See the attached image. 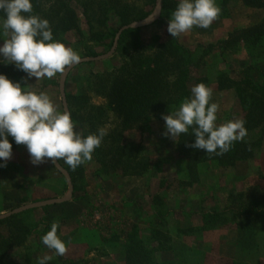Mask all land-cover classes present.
Instances as JSON below:
<instances>
[{"label":"rangeland","instance_id":"rangeland-1","mask_svg":"<svg viewBox=\"0 0 264 264\" xmlns=\"http://www.w3.org/2000/svg\"><path fill=\"white\" fill-rule=\"evenodd\" d=\"M89 1L94 2L88 9V14L93 13L91 22H87V16L79 14L78 30L67 33L64 38V43L81 55V62L52 79L36 81L34 77L29 78L28 88L46 91L58 109L63 111L60 90L63 77L64 102L73 115L75 130L86 135L105 128L108 134L101 145L107 146L111 143L109 134L117 127L118 118L107 108V100L97 81L128 57L133 36L122 40L117 48L121 31L115 45L113 41V52L107 46L110 42L108 34L105 39H90L89 30L105 34L117 19L112 13L103 20L102 12L100 14L96 7V2L102 0ZM121 1L130 6L134 14H147L145 18L153 16L156 11V0L155 3L152 0ZM235 2L229 0V7L234 3V11L237 12L233 17L229 8L228 18L216 19L207 29L194 27L179 37L181 43L193 49L195 58L200 61L192 70L189 88L204 83L213 90L211 102L219 105L218 124L242 119L243 115L235 91L218 89L220 74L234 80L245 76L253 82L264 83V50L255 53V49L248 47L241 38V31L246 27L263 21L264 10L243 9ZM170 14L171 11H163L161 7L151 23L140 27L144 48L149 46L153 37L163 39L169 35ZM118 32L119 29L115 36ZM209 45H213V49ZM107 54L109 56L103 58ZM67 94L75 98L67 100ZM182 102L166 105L151 114L146 122L123 132L121 142L127 152L147 167L141 174L118 170L96 175L97 164L93 156L74 171L63 161L56 162L70 176L73 187L70 198L29 208L31 211L25 216L33 226L32 235L17 251L32 254L35 258L49 255L67 264H125L123 244L126 230L135 225L142 237H148L153 226L163 228L160 227L163 222L156 220L153 214L165 208L167 218L164 227L169 230L171 243L170 249L155 253L158 261L264 264V236L255 225L240 228L231 222L210 227L203 226L201 219L204 211H230L236 202L252 200L264 191V115L257 122L245 126L247 136L244 141L254 143L252 157L227 167L213 161L194 162V169L190 172L188 159L178 151L177 138L174 140L165 135L162 118ZM97 107L104 108L106 113L101 115ZM0 169V214L24 205L61 199L69 194L67 180L61 170L50 160L32 164L27 148L22 144L12 152L6 167ZM70 169L74 172L73 178ZM240 193L244 197L238 201ZM56 222L59 224L58 236L66 243L67 251L63 256H56L41 240Z\"/></svg>","mask_w":264,"mask_h":264},{"label":"trees","instance_id":"trees-1","mask_svg":"<svg viewBox=\"0 0 264 264\" xmlns=\"http://www.w3.org/2000/svg\"><path fill=\"white\" fill-rule=\"evenodd\" d=\"M244 6L260 8L264 10V0H241ZM155 3V0H152ZM33 13L50 21L54 35L61 41H65V35L78 30V15L87 16V22H91L93 13L88 14L94 2L89 0H32ZM103 20L114 13L117 22L111 25L107 33H93L89 30L90 39H105L108 34L111 48L115 33L122 26L135 20L145 18L147 14H134L131 7L121 0H102L96 2ZM163 11H173L177 6V0H162ZM221 12L217 19L228 18L229 0H216ZM101 22V21H100ZM103 23V21L101 22ZM140 27L127 28L121 33L117 48L122 40L133 36V43L128 57L104 77H99L97 84L103 97L107 100V108L115 113L118 118L117 127L109 134L112 139L107 146L101 145L93 153L96 162V175L109 174L111 171L122 173L141 174L147 169L146 165L131 157L122 144L124 131L146 122L151 114L162 110L170 103H180L189 94L188 82L191 79L192 70L199 65L195 58L193 49L185 46L179 38H173L170 33L166 38L153 37L147 48L143 47L140 40ZM64 35V36H63ZM101 36V37H100ZM241 38L258 50H264V19L261 23L246 27L241 31ZM213 49V45H209ZM221 56L222 53H221ZM201 60V59H200ZM0 73L9 79L28 87L29 77L13 64H0ZM219 90L233 89L243 112L242 119L245 126L257 122L264 115V83L253 82L248 77L231 79L226 74H220L217 80ZM33 90V89H31ZM41 91V90H34ZM67 100L75 98L66 95ZM100 114H105L102 107L96 108ZM73 117V115H72ZM94 123V120L92 121ZM87 135V134H86ZM191 129L187 134L177 137L178 151L188 159V170L192 172L194 162L203 163L207 161L217 162L219 166L227 167L236 161L246 160L252 157L254 143L240 141L235 142L231 150L223 155L207 154L204 150H196L191 145L194 143ZM12 142V152L18 147ZM68 169V168H67ZM1 170V169H0ZM72 178L74 172L69 170ZM239 199L244 197L240 193ZM56 206V205H55ZM60 206V205H58ZM43 209L48 211L47 207ZM30 209L18 213H12L0 218V264H37L34 255L19 253L17 250L23 247L32 235L33 226L25 216ZM166 209L157 210L153 216L162 221L163 228L153 226L148 237H142L137 226L133 225L125 232L124 238V261L125 264H180L172 260L158 261L157 252L170 249L171 237L169 230L166 231ZM202 225L210 227L222 226L228 223H236L240 228L255 225L264 236V191L252 200L236 202L233 209L204 211L201 214ZM17 251V252H15ZM49 264H67L60 260L52 259ZM187 264H204L187 263ZM240 264V263H232Z\"/></svg>","mask_w":264,"mask_h":264},{"label":"clouds","instance_id":"clouds-1","mask_svg":"<svg viewBox=\"0 0 264 264\" xmlns=\"http://www.w3.org/2000/svg\"><path fill=\"white\" fill-rule=\"evenodd\" d=\"M156 5L158 9L159 0ZM220 12L216 0H177L167 31L179 38L194 27L207 29ZM0 40V64H13L36 81L63 75L81 62L73 47L56 38L50 21L33 13L32 0H0ZM212 96L209 86L195 84L178 108L163 115L165 135L176 140L191 129L195 138L191 147L218 156L243 141L247 136L245 121L218 124L219 105L211 102ZM107 134L105 128L87 135L76 131L71 112L59 110L46 91L31 90L0 73V168L12 157L9 137L26 146L32 164L63 161L74 171L92 159ZM58 228V222L53 223L41 240L56 256H63L67 248ZM52 259L45 255L37 264H49Z\"/></svg>","mask_w":264,"mask_h":264},{"label":"water","instance_id":"water-1","mask_svg":"<svg viewBox=\"0 0 264 264\" xmlns=\"http://www.w3.org/2000/svg\"><path fill=\"white\" fill-rule=\"evenodd\" d=\"M161 7H162V3H161V0H159V8L156 9V11L153 14V16H150L148 18H144V19H142L140 21H136V22L134 21V22H131V23L127 24V25L122 26L119 29V32L116 34V36L114 38V45L116 44V42L118 40V37H119V34H120L121 31H123L124 29H127V28H136V27L145 26V25L151 23L156 18L157 14L161 11ZM114 45L111 47V52H113V50H114ZM107 56H109V54L103 56V58L104 57H107ZM62 80H63V77H62ZM62 80H60V83H61V87H60L61 96L63 97L64 110H67L68 111L67 105L64 102V94H63V90H62ZM54 165L59 170H61V172L64 174V176H65V178L67 180L68 190H69V194L67 196H65V197H63L61 199L45 200V201H41V202L34 203V204H31V205H24V206H21L19 208L12 209L9 212H6L5 214H0V218L5 217V216H8V215H10L12 213H18V212L24 211V210L29 209L31 207H35V206H45L47 204H54V203L62 202V201H65V200L69 199L70 198V195L72 193V190H73L70 176H69V174L65 170H63L62 168H60V166H57V163H54Z\"/></svg>","mask_w":264,"mask_h":264},{"label":"crops","instance_id":"crops-1","mask_svg":"<svg viewBox=\"0 0 264 264\" xmlns=\"http://www.w3.org/2000/svg\"><path fill=\"white\" fill-rule=\"evenodd\" d=\"M231 1V0H230ZM236 2V4H237V6H239V7H241V8H243V9H251V7H248V6H244L243 5V3H242V1L241 0H235ZM233 5H234V3L233 4H231V8L229 7L230 6V4L228 5V9L230 8L231 9V11H232V17H233V15L234 14H237V12H235L234 11V7H233ZM254 9V8H253ZM244 10H242V12H243ZM230 13V12H229ZM216 34H218L217 32H215ZM47 192V191H46Z\"/></svg>","mask_w":264,"mask_h":264}]
</instances>
